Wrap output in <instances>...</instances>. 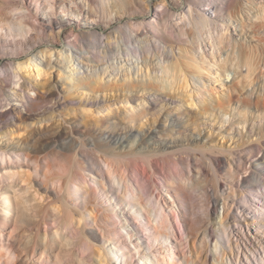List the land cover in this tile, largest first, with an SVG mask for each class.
<instances>
[{
    "label": "bare ground",
    "instance_id": "6f19581e",
    "mask_svg": "<svg viewBox=\"0 0 264 264\" xmlns=\"http://www.w3.org/2000/svg\"><path fill=\"white\" fill-rule=\"evenodd\" d=\"M2 58L0 264H264V0H0Z\"/></svg>",
    "mask_w": 264,
    "mask_h": 264
},
{
    "label": "rangeland",
    "instance_id": "374dc122",
    "mask_svg": "<svg viewBox=\"0 0 264 264\" xmlns=\"http://www.w3.org/2000/svg\"><path fill=\"white\" fill-rule=\"evenodd\" d=\"M5 62V60L2 58V59H0V67L2 66V64ZM135 68V67H134ZM137 68V67H136ZM136 68L134 69V71H136ZM133 71V72H134ZM134 75H136L137 76V74H134ZM230 79V77L228 78V80ZM211 86L212 87H216V89L218 90V91H223V92H227V89H225L226 87H222V85H220L218 82H216V84H211ZM193 87V86H192ZM191 88V86H189V89ZM192 90H193V88H192ZM195 91H202V89H200L199 87H197L196 89H195ZM228 117H226V119H227ZM225 119V120H226ZM228 120V119H227ZM227 124V121L225 122V125ZM214 126H216V127H221V123H220V121L219 120H215V122H214ZM203 131V130H202ZM211 133L213 132V130H211L210 131ZM222 140V141H221ZM224 143L225 142V139H220V143ZM225 144V143H224ZM227 145H229L230 144V142H229V144L228 143H226ZM158 176H160L161 177V175H158ZM194 191V192H193ZM201 197V198H200ZM190 198H192L191 200H192V203L194 204V218H196V217H198V218H201L202 216H203V210H201L202 208V205H203V198H202V194H201V192H199L198 190H191L190 191ZM196 201V202H195ZM198 203V204H197ZM200 206V207H199ZM219 211H220V207H219ZM198 212V213H197ZM236 213V211H235V209H232L231 210V214L230 215H234ZM201 215V216H200ZM215 217V216H214ZM214 225H215V227L217 228L218 227V225L216 224V223H214ZM199 234V232H196V234ZM199 237H200V235H199ZM215 243V240L213 241H210V242H206V248L208 247V250H207V252L209 253V256H210V261L212 262L213 261V254H214V251H213V245H214V243ZM209 244V246H208V244ZM198 244H199V242H198ZM201 248V247H200ZM200 248L198 247V249L200 250ZM212 248V249H211ZM212 253V255H210Z\"/></svg>",
    "mask_w": 264,
    "mask_h": 264
}]
</instances>
